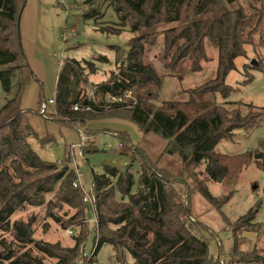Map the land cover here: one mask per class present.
Here are the masks:
<instances>
[{
  "label": "trees",
  "instance_id": "obj_1",
  "mask_svg": "<svg viewBox=\"0 0 264 264\" xmlns=\"http://www.w3.org/2000/svg\"><path fill=\"white\" fill-rule=\"evenodd\" d=\"M106 2L113 8L117 23L104 21L107 24L101 25L104 23L97 20L103 15L99 17L95 10L90 11L89 17L95 19L96 31L104 36H120L121 33L133 36L126 52L111 48L115 52L114 66L118 67L119 75L126 78L128 89H132L136 97L132 107H113L109 111L114 112L117 119H129L145 134H155L164 140L165 152L178 158L182 175H187L193 189L220 212L232 198L234 186L244 170L254 164L264 172V153L260 149L233 156L215 152L221 141L232 142L237 132L248 134L257 128L263 116L254 109L244 115L235 107L237 102L228 101L232 88L226 84V77L235 69L237 58H247V47L263 58L264 0H252L244 8L236 7V0ZM25 9L26 0H0L2 93L13 92L15 76L20 77L13 99L0 108V233H8L21 247L32 249L20 253L2 240L0 264L9 261L10 264H47L33 252L54 260V264H94L97 253L103 248L111 249L119 264H217L203 235L208 232L207 227L192 217L190 189L180 177L152 165L140 148H135L131 157L133 163H140L137 183L130 172L132 164L124 172L109 166L104 167L102 174H93L91 188L83 192L81 181L76 188L73 186L78 180L75 170L67 165L60 169L56 163L42 161L28 144L30 137L36 134L28 125V113L19 109L20 99L28 82L37 78L26 64L20 43L19 21ZM161 37L163 52L158 57L167 76L174 75L186 61L191 64L192 72H198L201 63L206 61L204 41L217 43L215 79L200 88L185 91L188 100L158 105L163 81L153 65L144 63V58L148 59L152 51H156ZM94 60L102 64L108 62L102 57ZM262 65L253 67L261 70ZM97 69L92 61L64 60L55 81L54 104L50 106L54 118L47 117L58 126L80 125L92 139V133L85 129L86 124L103 116V111L84 90L90 75ZM112 83H115L113 73L101 88L113 92L109 87ZM39 100L41 111L48 101L43 97ZM86 108L89 111H85ZM118 136L129 143L124 133ZM86 146L89 145L86 143ZM95 152L94 145L93 149L82 152V157ZM207 183L223 187L225 194L219 202L210 193ZM175 184L186 187L185 203L181 197L178 201L171 199L168 191ZM52 194L55 201L46 203L47 196ZM45 203L51 209L49 216L63 228L68 225L62 223L54 210L63 205L78 210L76 218L69 222L79 227L72 248L34 240L30 224L12 221L21 209L41 207ZM257 212L258 205H255L234 223L229 222L234 239L229 256L234 263L264 264V250L255 249L251 253L239 250L245 234L257 232L254 230ZM90 214L95 221L92 229L88 223ZM89 238L93 243L87 258L81 251L86 250Z\"/></svg>",
  "mask_w": 264,
  "mask_h": 264
},
{
  "label": "rangeland",
  "instance_id": "obj_2",
  "mask_svg": "<svg viewBox=\"0 0 264 264\" xmlns=\"http://www.w3.org/2000/svg\"><path fill=\"white\" fill-rule=\"evenodd\" d=\"M236 1V7L244 8L252 0ZM91 10H95L99 17L103 15L102 19L97 20L100 23L104 21L117 23L118 21L113 8L107 5L106 0H26V9L19 21L20 43L26 56V64L30 66L37 78V81L31 79L28 82L20 99V108L18 107L22 112L28 113L26 114L28 125L36 134V137H30L28 144L42 161L56 163L60 169L67 165L75 170L76 174L80 172L83 176L81 179L83 192H88L91 188L92 175L102 174L104 167L109 166L124 172V169L132 164L130 172L137 183L140 163L139 161L133 163L131 157H134V149L140 148L152 165L173 174V177H180L183 184L190 189L192 217L207 227L208 232L203 235L208 239L209 251L217 264H240L234 263L229 256L234 244L229 222L234 223L255 205H258L254 221L257 224L254 230L257 232L245 234V240L239 250L244 253H251L255 249L264 250V172L254 164L244 170L234 186L232 198L219 212L193 189L189 177L182 175L181 163L175 155H168L165 152L167 143L164 140L155 134H145L129 119L115 118V113L109 111L113 107L107 105L105 98L107 90H103L101 86L109 81L111 73L115 74V81L119 82V86L128 82L126 78L119 75L118 67L114 66L115 52L111 47L125 51L128 41L133 36L128 33H121L120 36L100 34L96 31L95 19L89 17ZM105 24L107 23L101 25ZM162 48L163 38L161 37L157 41L156 51H152L148 59L144 58V63L153 65L163 81L159 91L158 105L169 103V101L188 100L189 96L185 91L200 88L215 79L218 67L216 42L204 41L206 61L201 63V70L192 72L191 64L186 61L172 76H167L168 72L158 57L163 52ZM246 55L247 58H237L234 61L235 69L226 77V84L232 88L228 101L237 102L235 107L244 115L254 109L253 111L262 112L263 116L259 120V126L248 134L239 131L232 142L221 141L215 152L223 155L233 156L257 149L264 153V55L260 58L253 53L251 47L246 48ZM98 57L106 58L108 62L106 64L96 62L94 59ZM67 59L92 61L98 68L95 74L90 75L89 84L84 90L86 95L93 92L95 103L103 111V116L86 124L85 129L92 133L93 139L81 129L80 125L75 128L67 125L58 126L49 120L48 116L54 118L51 107L48 108L46 117L39 115V99L43 97L48 101L53 97L56 77L61 70L62 62ZM251 61L256 62V66L263 64V69H255ZM19 78L17 74L13 82V92L8 95L2 93L0 85V108L8 100L13 99ZM221 101L219 99V103ZM123 133L127 136L129 143L119 138L118 134ZM80 134H83L89 146L85 143V147L79 148ZM93 144L97 152L83 158L82 152L93 149ZM120 145H123L122 149H119ZM206 186L219 202L220 197L225 194L223 187L214 183H207ZM173 189L168 191L171 199L178 201L181 197L185 203L186 187L175 184ZM49 201H55L54 194L47 196L46 203ZM46 203L41 207L21 209L12 221L18 220L30 224L34 240L47 244H59L62 248H72L75 245L74 238L79 232V227L69 222L76 218L78 210L66 205L54 210L53 213L62 223L68 225L67 228H63L49 216L51 209ZM94 222L93 215L90 214L88 222L90 229L95 225ZM89 239L86 250L81 251L87 258L91 255L89 247L93 243L92 238ZM2 240L6 241L12 250H20V253L27 251L28 248L32 249L21 247L8 233H0V242ZM33 254L42 258L47 264L55 263L54 260L36 252ZM115 255L111 249L103 248L97 253L94 264H119ZM4 264H10V261Z\"/></svg>",
  "mask_w": 264,
  "mask_h": 264
},
{
  "label": "built area",
  "instance_id": "obj_3",
  "mask_svg": "<svg viewBox=\"0 0 264 264\" xmlns=\"http://www.w3.org/2000/svg\"><path fill=\"white\" fill-rule=\"evenodd\" d=\"M111 88L113 92H110L109 90L106 89L107 91L105 95L108 107H119L123 109V108L132 107L135 104L136 97L134 91L132 89H128V84L119 86V82L115 81V83L111 84ZM116 89L118 90L120 89V90L118 91ZM88 97L93 98L95 101L93 92H91L90 95H88ZM53 104H54V100H52V98L48 99V103L45 102L41 107L40 114L43 117H45L48 108ZM73 110L76 112V110H78V107L76 106ZM85 111H89V108H86ZM85 143H86V138L83 136V134H80L79 148L85 147ZM122 147L123 145H120L119 149H122ZM80 156H81V152H80ZM76 177H78V180L73 183V186L75 188L80 184V181L83 176L80 172H78L76 174Z\"/></svg>",
  "mask_w": 264,
  "mask_h": 264
},
{
  "label": "water",
  "instance_id": "obj_4",
  "mask_svg": "<svg viewBox=\"0 0 264 264\" xmlns=\"http://www.w3.org/2000/svg\"><path fill=\"white\" fill-rule=\"evenodd\" d=\"M251 64H252L253 66H256V62H254V61H251Z\"/></svg>",
  "mask_w": 264,
  "mask_h": 264
},
{
  "label": "crops",
  "instance_id": "obj_5",
  "mask_svg": "<svg viewBox=\"0 0 264 264\" xmlns=\"http://www.w3.org/2000/svg\"><path fill=\"white\" fill-rule=\"evenodd\" d=\"M55 86H56V84H55Z\"/></svg>",
  "mask_w": 264,
  "mask_h": 264
}]
</instances>
